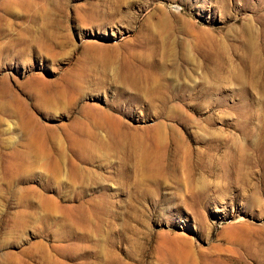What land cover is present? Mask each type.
<instances>
[{
	"label": "rangeland",
	"instance_id": "rangeland-1",
	"mask_svg": "<svg viewBox=\"0 0 264 264\" xmlns=\"http://www.w3.org/2000/svg\"><path fill=\"white\" fill-rule=\"evenodd\" d=\"M0 264H264V0H0Z\"/></svg>",
	"mask_w": 264,
	"mask_h": 264
}]
</instances>
